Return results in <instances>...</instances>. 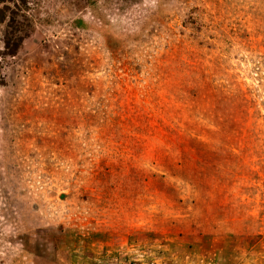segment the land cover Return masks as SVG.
<instances>
[{
    "label": "rangeland",
    "instance_id": "obj_1",
    "mask_svg": "<svg viewBox=\"0 0 264 264\" xmlns=\"http://www.w3.org/2000/svg\"><path fill=\"white\" fill-rule=\"evenodd\" d=\"M0 17V264H264V0Z\"/></svg>",
    "mask_w": 264,
    "mask_h": 264
},
{
    "label": "trees",
    "instance_id": "obj_2",
    "mask_svg": "<svg viewBox=\"0 0 264 264\" xmlns=\"http://www.w3.org/2000/svg\"><path fill=\"white\" fill-rule=\"evenodd\" d=\"M18 2L22 5L25 0H18ZM3 19V17H0ZM17 24V27L15 26ZM29 21L27 18L21 19L20 22L17 21V14L15 12H11V18L9 20V24L7 25V31L4 35V51L7 55H14L19 49L23 38L29 33ZM15 33L21 34L22 36H14Z\"/></svg>",
    "mask_w": 264,
    "mask_h": 264
}]
</instances>
